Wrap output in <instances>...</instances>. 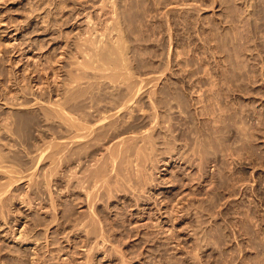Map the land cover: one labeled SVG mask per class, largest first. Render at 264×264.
Listing matches in <instances>:
<instances>
[{"label":"rangeland","instance_id":"rangeland-1","mask_svg":"<svg viewBox=\"0 0 264 264\" xmlns=\"http://www.w3.org/2000/svg\"><path fill=\"white\" fill-rule=\"evenodd\" d=\"M86 25L123 37L120 72L142 81L132 112L106 119L142 125L104 141L49 108L67 101L78 124L80 86L111 96L109 69L77 65ZM124 139L143 151L110 163L104 199L105 181L80 191ZM0 196V264H264V0H0Z\"/></svg>","mask_w":264,"mask_h":264},{"label":"bare ground","instance_id":"bare-ground-1","mask_svg":"<svg viewBox=\"0 0 264 264\" xmlns=\"http://www.w3.org/2000/svg\"><path fill=\"white\" fill-rule=\"evenodd\" d=\"M81 14H83L84 13V11H82V12H80ZM78 16V15H77ZM82 17V16H81ZM83 17H84V19H85V22L87 23V24H89V23H92L91 22V18H90V15L88 14V13H84V15H83ZM109 24V23H108ZM110 25H112L111 23H110ZM116 26L118 25V24H115ZM115 25H114V27H115ZM87 26V25H86ZM89 26H90V24H89ZM107 26V25H106ZM91 28H93L92 26H90ZM110 27V26H109ZM111 27H113V26H111ZM106 28V27H105ZM118 28V27H117ZM106 29H110V28H106ZM105 29V30H106ZM115 29H116V27H115ZM118 29H120V32H121V28H118ZM118 29H116L117 31H118ZM114 30V29H113ZM113 30H111V31H113ZM110 31V30H109ZM115 31V30H114ZM96 31H95V28L94 29H90V28H88V26L87 27H85L84 29H83V31H81L80 32V37H79V42L75 45L76 46V49L78 50V51H80L85 57L87 56V58H88V61H84V60H81V61H83V62H79L80 64H77V65H80L79 66V68H80V72L82 71V73L84 74L85 72L87 73L88 71H86V69H88V68H90L91 70H107V69H109L110 71L107 73V72H105V71H99V72H101V73H103L104 75H106V77L105 78H109V83L110 84H113V83H115V85H112L111 86V89L109 90V93L108 94H110L111 96L109 97V100L106 102H104V103H102V104H100V103H98V102H96V99L94 98V95H95V92H94V88L92 87V85H90V84H88V87H86L87 85H82L83 87H81L80 86V96H84V91L85 92H88V94L89 95H87V96H84L83 98H81L80 99V122H78V124L75 122V119H74V115H72L73 116V118H72V116L69 114L71 111H70V109H69V113L64 109V107H67L68 108V106L66 105V106H63L64 104H66L65 102H67V101H63L64 99H62V101L64 102L63 104H61V101L59 102V100H61V99H58L55 103H53L52 104V106H50L49 108H51L52 107V109H51V111H53L54 112V114H56L54 117L56 118V116H57V119H58V117L59 118H61L62 120H65V122L67 121L68 123H65L66 125L68 124L69 126H72V127H75V129L77 130V129H80V141L82 140L83 141V139L86 141V140H88L89 138H87V136H86V134L85 133H93V137L95 138V139H97V140H100V141H104V140H106L107 138L109 139V138H111L112 136H113V134L115 135V133L117 134L119 131H122V132H124V131H129V130H135L138 126H140V125H142V124H140V125H138V123L135 121V120H137V118L135 117V120L134 121H128V120H126V119H123L122 117H124V109H130L131 110V112H132V108H133V104H132V102H133V98H135L136 97V95H137V97L135 98L136 99V101H138V102H140L141 100H142V98H141V94H140V91H142V90H140V88H141V82H135V81H127V82H125V80L126 79H128V76L130 75V74H128V72H127V74L126 75H124V73H122V72H120V71H122V68L121 67H123V66H121L120 64H119V62H120V60L121 59H125L124 58V51H123V47H125V45L123 46V40H122V38H121V36H120V34H119V32H117V33H115L114 35H116V34H118L119 36H120V38L119 37H116V36H114L115 37V39H111L112 40V42L110 43V42H108V43H110V44H108L107 45V43L105 42V45H103L104 43V40L103 41H101V36H105L106 34L105 33H103V35H101L100 33H99V35H95L94 37H93V35H94V33H95ZM103 32H105V31H103ZM122 34V33H121ZM98 36H100L99 38H101V39H99L98 40ZM113 37V36H112ZM111 37V38H112ZM107 45V46H106ZM123 46V47H122ZM76 50V51H77ZM124 50H125V48H124ZM75 51V52H76ZM77 51V52H78ZM80 53V54H81ZM82 55V57L83 58H85L84 56ZM81 56V55H80ZM86 58V59H87ZM117 60H119V62L117 63L116 61ZM126 60V59H125ZM125 60L123 61V62H125ZM96 61L97 62H99V64H94V63H96ZM122 62V61H121ZM78 63V62H77ZM126 63V62H125ZM120 65L119 67H118V65ZM126 65V64H125ZM101 66V67H100ZM103 66V67H102ZM110 66H112V67H110ZM77 67V66H76ZM84 68V69H83ZM123 68H126V66H124ZM117 69V70H116ZM121 69V70H120ZM79 71V70H78ZM127 71V70H126ZM79 73V72H78ZM77 73V75L80 77L81 76V73H80V75ZM97 73V72H96ZM96 73L94 72V74L96 75ZM130 73V72H129ZM88 74V73H87ZM93 74V75H94ZM103 74H100L99 73V75H101V77H103L102 75ZM86 75V74H85ZM92 75V76H93ZM99 75H97L98 77H99ZM123 77H122V76ZM133 75V74H132ZM131 75V76H132ZM83 76V75H82ZM130 76V77H131ZM95 77V76H94ZM130 77H129V80H130ZM135 77V76H134ZM77 78H75L74 80H76ZM110 79H112V81H113V83H111L112 81H110ZM102 80V79H101ZM95 81V80H94ZM105 81H107V80H105ZM103 85V84H102ZM49 87V86H48ZM110 88V87H109ZM142 89V88H141ZM67 90V89H66ZM60 91V90H59ZM68 92H70V89H68L67 90ZM67 93V92H66ZM66 93H64V96H67V95H65ZM98 93V92H97ZM100 93V92H99ZM67 94H69V93H67ZM108 97V96H107ZM149 98V97H148ZM67 99V98H66ZM134 99V100H135ZM102 100V99H101ZM149 101H150V99H148ZM25 101V100H24ZM38 101V100H37ZM148 101V102H149ZM153 101V100H152ZM26 102V101H25ZM58 102V103H57ZM113 103V105H109V103ZM137 102V103H138ZM151 102V101H150ZM49 103H50V101H49ZM68 103V102H67ZM110 103V104H111ZM51 104V103H50ZM151 104V103H150ZM73 105V104H72ZM153 105V104H152ZM74 106V105H73ZM77 106H79V105H77ZM114 107V108H113ZM48 108V110L50 111V109ZM69 108H71V105H70V107ZM75 108L76 109H79V107H76L75 106ZM112 108L113 109H115V113L116 114H118L119 113V116L121 115L122 117V122H121V125L120 124H114L113 122H111V120L112 121H114L112 118H111V120H106V119H108V116H110V112H109V115L107 114V112L108 111H111L112 110ZM40 109V108H39ZM72 109H74V107L72 108ZM71 109V110H72ZM75 109V110H76ZM123 109V110H122ZM44 110H45V108H44ZM47 111V110H46ZM140 111V110H139ZM130 112V116H132V117H134V115L132 114ZM45 112H42L41 114L43 115ZM47 114H44V115H51V113L52 112H50V113H48V111L46 112ZM112 113H113V111H112ZM127 113V112H126ZM145 113V112H144ZM17 114V113H16ZM27 115V113H24V115ZM39 114V113H38ZM114 114V113H113ZM42 116V117H47V116ZM48 116V117H49ZM52 116V117H53ZM119 116H117V118H115L116 120L118 119V121L121 119H119L118 117ZM41 117V116H40ZM47 117V118H48ZM76 118H77V116H75ZM111 117V116H110ZM127 117V116H126ZM129 117V116H128ZM20 118V117H19ZM21 118H22V116H21ZM46 118V119H47ZM125 118V117H124ZM130 118V117H129ZM156 115H154L152 118H151V121L152 122H154V120H155V122H156ZM23 119V118H22ZM27 119V118H26ZM26 119H23V120H26ZM28 119H30V118H28ZM46 119H45V121H46ZM50 119H53V118H51L50 117ZM128 119V118H127ZM131 119V118H130ZM129 119V120H130ZM43 120V119H42ZM78 120V119H77ZM17 121V120H16ZM55 121V120H54ZM10 122V121H9ZM32 122V121H31ZM51 122V121H50ZM119 122V123H120ZM150 122V121H149ZM151 122V123H152ZM154 122V123H155ZM25 123H26V121H25ZM115 123H116V121H115ZM151 123H149V124H151ZM98 124V125H97ZM54 125V124H53ZM61 125V124H60ZM97 125V126H96ZM106 125H107V127H106ZM154 125V124H153ZM152 125V126H153ZM45 126V125H44ZM151 125L148 127V130H149V128L150 129H152L151 127H152ZM155 126V125H154ZM158 127V126H157ZM102 128V129H101ZM155 129V128H154ZM43 130V129H42ZM144 131H146V130H144ZM143 131V132H144ZM121 132V133H122ZM142 131H141V134L143 133ZM77 133V132H76ZM88 135V134H87ZM90 135V134H89ZM92 135V134H91ZM91 135H90V137H91ZM116 136V135H115ZM132 136V135H131ZM152 136H153V133L150 131V132H148V133H146V135L144 134V136L142 135L140 138H142L141 139V141L142 140H144V141H147V146H145L144 148L143 147H141L142 146V144L140 145V144H137V145H140V149H134V147H132L131 146V144H130V141H129V144L130 145H128L127 143H128V140H126V139H124V142L125 141H127V142H125L126 143V147H124V148H120V151H117L115 148H112V147H108L109 148V153H108V155L107 156H105V157H100V158H102V159H100V158H97V159H100V162H98V165L96 166V164H94L95 165V167L93 166V164L91 165V166H93L94 168H90V169H88V173H85L84 174V179L82 178L81 179V177H82V174H81V177H80V191H85L86 189H88V187L87 188H85L86 186H84L85 184H84V182L86 183V184H90V182H93V184L92 185H87V186H90L91 188L93 187V185L94 184H96V183H98V181H100L101 180V182H104L105 181V183H104V186H105V184H106V182H107V180H109V177L108 178H106V176L109 174H107L106 173V170L108 171L109 169V167H110V163H111V170H112V172H113V165H114V162L115 161H117V158H118V155H120V156H122V155H124L126 152H128V151H130V153H131V151L133 152V151H135V155L137 156L138 154H136V151L138 152L139 150H142V148L144 149V151H143V153L147 150V149H145V148H147V147H150L151 149H152V147H151V145L150 144H152V141L154 140V139H152ZM86 137V138H85ZM89 137V136H88ZM139 137L137 138V135H136V139H139ZM133 137H131V139H132ZM121 139V138H120ZM135 139V140H136ZM68 140V139H67ZM96 140V141H97ZM61 141H63V140H61ZM70 141H71V139H70ZM89 141V140H88ZM95 141V140H94ZM133 142H135L134 140H132ZM131 141V142H132ZM139 141H140V139H139ZM65 142V141H64ZM120 142V141H119ZM122 142V141H121ZM136 142H137V140H136ZM148 142H150L149 143V145L150 146H148ZM154 142V141H153ZM49 143H50V141H49ZM59 143V144H58ZM87 143V142H86ZM90 143V142H89ZM123 143V142H122ZM48 144V142L46 143V145ZM117 144V143H116ZM115 144V145H116ZM135 144V143H134ZM135 144V145H136ZM52 145V146H51ZM51 145H47L46 147H48V146H51V147H54L55 148V146H58V145H60V142H53V144L51 143ZM61 145H62V143H61ZM87 145H89L88 147L89 148H91L92 147V151H93V146H96V143H90V144H87ZM118 145V144H117ZM128 145V146H127ZM133 145V144H132ZM135 145H133V146H135ZM143 145H144V142H143ZM45 146V145H44ZM43 146V147H44ZM86 146V145H85ZM46 147H44L43 149H45V151H46ZM87 147V148H88ZM132 147V148H131ZM38 148V147H37ZM84 149L83 150V153H84V155H87V156H90V153L88 152V149ZM59 149H63L62 147L61 148H58V152L57 153H61V150H59ZM151 149H149V151L151 150ZM47 150H48V148H47ZM57 150V148H55L54 150H52L53 151V155H57V153L55 152ZM141 151V152H142ZM40 152V151H39ZM44 152V151H43ZM82 151H80V153H81ZM95 152V151H94ZM119 152H120V154H119ZM141 152H140V154H141ZM146 152H148V150L146 151ZM146 152L144 153V155H142V157L143 156H145L146 157V155L148 154H146ZM50 153V154H51ZM55 153V154H54ZM87 153V154H86ZM139 153V152H138ZM128 154H129V152H128ZM128 154H126V155H128ZM146 154V155H145ZM81 155V154H80ZM125 155V156H126ZM130 155V154H129ZM135 155H134V158H135ZM40 156H42V154H40ZM40 156H38V157H40ZM49 156V155H48ZM133 156V155H132ZM140 156V155H139ZM56 157V156H55ZM59 156H57V158H58ZM122 157H124V156H122ZM131 157V156H130ZM141 157V156H140ZM145 157H143V158H145ZM41 158V157H40ZM43 158V157H42ZM53 158V157H52ZM56 158V159H57ZM125 158V157H124ZM127 158H128V156H127ZM127 158H126V160L125 161H128L127 160ZM139 157H137V159H138ZM170 158V157H169ZM128 159H130V158H128ZM136 159V158H135ZM134 159V160H135ZM140 159V158H139ZM147 159V158H146ZM38 160V159H37ZM58 160V159H57ZM133 160V159H132ZM131 160V161H132ZM144 160V159H143ZM143 160L140 162L139 161V165H141L140 163H143ZM119 161V160H118ZM122 161V160H121ZM164 161V160H163ZM168 161V160H167ZM166 161V163H164V165H168V164H171V162H172V157H171V160H169L168 162ZM39 162V161H38ZM96 162H97V160H96ZM36 163H37V161H36ZM121 162L119 161V164H120ZM55 164V163H54ZM108 164H109V166H108ZM137 164V163H136ZM117 165V164H116ZM134 165V164H133ZM138 165V164H137ZM37 166V165H36ZM119 166V165H118ZM154 166V165H153ZM35 167V166H34ZM108 167V168H107ZM155 167V166H154ZM157 167V166H156ZM155 167V168H156ZM36 168V167H35ZM34 169V168H33ZM114 169H116V168H114ZM84 171V170H83ZM86 171V170H85ZM84 171V172H85ZM82 172V171H81ZM136 172V171H135ZM45 173V172H44ZM73 173V172H72ZM120 173V172H119ZM118 173V174H119ZM121 174V173H120ZM117 175V174H116ZM115 175V176H116ZM123 176V175H122ZM45 177V176H44ZM47 177H48V175H47ZM124 177V176H123ZM50 179V178H49ZM106 179V180H105ZM113 180V179H112ZM118 180V179H117ZM188 180V179H187ZM191 179H189V181H190ZM45 181V180H44ZM110 181V180H109ZM109 181L107 182V183H109ZM115 181V180H114ZM182 182V181H181ZM10 183V182H9ZM100 183V182H99ZM179 183V182H178ZM103 184V183H102ZM97 185V184H96ZM100 185V184H99ZM152 185L153 186H155L153 183H152ZM11 186V185H10ZM108 185L106 184V186L105 187H103V191L102 192H100V194H99V197H102L101 199H104V197H105V195H107V194H105L106 192H109V191H107V190H109L110 188L109 187H107ZM157 186V185H156ZM155 186V187H156ZM97 187H98V189H99V186H95V188H96V190H97ZM100 187H102V186H100ZM107 187V188H106ZM82 188V189H81ZM85 190H84V189ZM90 188V189H91ZM106 188V189H105ZM105 189V190H104ZM89 190V189H88ZM152 190V189H151ZM94 189H92V191H90L91 193H93L92 194V196H90V192L88 191H86L87 193H85V194H87L86 196H87V200H88V198H89V200H88V202H91V200H94L95 199V202L97 201L96 200V196H97V193H96V196H95V194H94ZM99 191H101V190H99ZM96 192V191H95ZM112 192V191H111ZM3 193H5V192H3ZM99 193V192H98ZM105 194V195H104ZM109 195H110V193H109ZM85 196V197H86ZM1 197V196H0ZM85 197H84V199H85ZM109 197V196H108ZM106 198H107V196H106ZM97 199L99 200V198L97 197ZM100 199V200H101ZM141 199V198H140ZM93 202L94 201H92V204H91V207H93L94 208V206H93ZM98 202V201H97ZM100 202V201H99ZM89 204V203H88ZM96 204V203H95ZM98 204H100V203H98ZM90 206V205H89ZM88 208H90V207H88ZM92 209V208H91ZM93 210V209H92ZM95 217V216H94ZM98 218V217H97ZM93 219V217L91 218V220ZM81 220V219H80ZM95 220V219H94ZM95 222V221H94ZM93 222V223H94ZM96 222L98 223V221L96 220ZM83 224V223H82Z\"/></svg>","mask_w":264,"mask_h":264}]
</instances>
